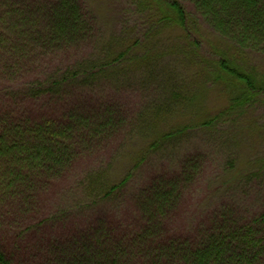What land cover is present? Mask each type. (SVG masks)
<instances>
[{
    "label": "trees",
    "instance_id": "1",
    "mask_svg": "<svg viewBox=\"0 0 264 264\" xmlns=\"http://www.w3.org/2000/svg\"><path fill=\"white\" fill-rule=\"evenodd\" d=\"M147 1L162 26L186 31L193 16L238 53L264 57V0ZM99 36L85 0H0V264H264V210L245 215L222 204L192 231L170 230L202 175L199 152L135 190L127 200L131 219L84 218L68 232L52 227L61 211L49 208L74 171L128 132L127 111L88 89L132 54L126 48L112 57L108 47L100 57ZM208 63L231 92L226 110L264 95V77L236 58ZM144 161L119 180L109 162L87 168L78 176L81 201L109 199Z\"/></svg>",
    "mask_w": 264,
    "mask_h": 264
},
{
    "label": "rangeland",
    "instance_id": "2",
    "mask_svg": "<svg viewBox=\"0 0 264 264\" xmlns=\"http://www.w3.org/2000/svg\"><path fill=\"white\" fill-rule=\"evenodd\" d=\"M85 3L99 29V56L105 57L102 50L108 47L112 57L126 48L132 54L88 89L97 100L114 99L127 111L128 132L111 151L74 171L49 208L52 214L61 211L52 227L68 232L81 227L84 218L131 219L129 196L153 175L175 173L195 152L203 155V172L186 191L172 233L192 231L222 204L245 215L264 210V95L240 110H226L231 92L215 81L208 63L223 55L234 57L245 70L264 77V57L238 53L193 16L186 31L162 26L147 0ZM170 133L172 137L149 149ZM141 157L145 161L126 187L94 206L81 201L80 173L109 162V175L119 180Z\"/></svg>",
    "mask_w": 264,
    "mask_h": 264
}]
</instances>
